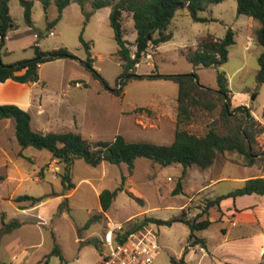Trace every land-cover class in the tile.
Masks as SVG:
<instances>
[{
    "label": "rangeland",
    "instance_id": "rangeland-1",
    "mask_svg": "<svg viewBox=\"0 0 264 264\" xmlns=\"http://www.w3.org/2000/svg\"><path fill=\"white\" fill-rule=\"evenodd\" d=\"M94 1L85 0L84 7L77 1L70 2L51 29L49 22L59 14L55 0H49L47 9L43 0H32V26L25 20L20 0L10 1V14L16 28L8 33L0 51L5 64L35 57L36 44L45 51L66 47L76 58L60 57L41 63L40 79L20 83L19 91H12L13 88L0 83V103L18 101L23 104V101L31 99V106H26V109L32 115L34 129L49 125L59 132H79L90 141H111L123 135L128 140L171 144L175 139L178 118V84L163 78H131L119 83L123 63L117 55L118 44L110 25L112 8L105 6L95 9ZM237 7V0H222L208 5L206 10L200 12L202 16L214 18L208 22L194 21L187 8L179 9L169 27L173 38L160 44L158 50L150 47L148 53L151 57L143 54L135 73L196 72L202 84L217 89L218 71H224L230 82L231 101L241 99L239 92L248 97L253 114L250 122L254 125L252 130L255 133L253 150L258 154L257 162L260 165L264 162V83L257 80V75L264 46L256 40V30L261 24L258 20L239 14ZM124 26L126 38L134 42L137 33L133 18L128 13L124 14ZM229 28L236 31V43L230 47L228 61L220 67L201 66L195 69L183 50L195 46L207 35L222 38ZM81 36L91 44L93 67L99 76H95L82 63L88 53ZM250 41L252 43L248 46ZM132 49L136 50L135 47ZM121 87L120 94L112 91ZM254 95L256 97L252 99ZM141 107L146 110H138ZM39 108L43 109V115L37 114ZM220 110L221 106L212 112L200 107L193 108L187 128L199 135L205 134L210 127L227 133L236 121L224 119ZM4 120L8 121L4 129V137H7L12 131L16 132L15 120ZM15 140L18 142L17 138ZM40 150L50 154L46 149ZM222 155L245 161L237 152ZM21 161L32 169L33 163ZM234 168L230 166L228 172ZM190 169L181 163L163 166L150 158L138 157L133 172H130L127 163L105 161L94 166L85 159H77L72 168L75 190L54 213L46 219H39V224L35 221L22 228L6 229L5 224L15 220L12 218L15 215L11 206H2L5 213H0V261L3 264H43L46 256L58 245L67 262H62L59 255L52 254L48 257V264H100L104 254L109 252L115 235L111 231V223L124 222L126 228L139 224L135 231L157 236L159 253L154 264H172V257L183 256L190 229L183 222L158 224L153 218L170 219L181 214V211L171 210L167 205L188 199V192L173 193L172 190L180 181L183 186L186 185L184 174ZM82 178L89 181L80 182ZM121 186L123 189L118 190L106 217L100 207L99 195L104 189L116 190ZM156 206L159 208L125 220L132 214ZM99 214L102 217L92 220ZM217 215V208H213L210 216ZM219 224V221L215 222L208 231L217 229ZM23 249H27L28 254L20 262L13 260V255L20 256Z\"/></svg>",
    "mask_w": 264,
    "mask_h": 264
},
{
    "label": "trees",
    "instance_id": "trees-1",
    "mask_svg": "<svg viewBox=\"0 0 264 264\" xmlns=\"http://www.w3.org/2000/svg\"><path fill=\"white\" fill-rule=\"evenodd\" d=\"M10 1L0 0V51L5 44L8 33L15 29L16 25L10 14ZM47 9L49 0H43ZM72 1L79 2L83 7L85 0H55L59 14L57 18L49 22V29L54 27L62 17L63 11ZM222 0H95L93 7L99 9L111 6L110 25L114 31V38L118 44L117 55L123 63V71L118 78L119 83H125L128 79L142 78H163L175 81L179 86L177 98L178 118L176 121L175 139L171 144H158L147 140H128L123 135H118L114 140L90 141L76 131L56 132L51 130L34 129L31 124V114L26 109L14 103H0V119H14L16 136L22 148L34 147L46 149L51 152L52 157L60 163V176L64 191L74 188L72 179V168L77 159H85L89 164L97 166L102 162L112 164L127 163L130 172H133L135 160L138 157L150 158L159 164L166 166L174 163H181L185 168L196 166L205 169L214 164L220 154L237 152L242 155L247 165H253L258 160V154L253 150L255 133L253 132V118L251 109L245 105L232 106L231 89L229 80L224 71H218V88L212 89L202 84L196 72L187 74H160L158 72L140 75L135 73V68L140 62L143 54L147 53L150 47L159 46L173 38L169 31L170 24L181 8H187L194 21L208 22L214 20L207 16L200 15L201 11L207 9L208 5L219 3ZM238 13L258 20L260 27L256 30V40L264 46V0H237ZM24 8V17L29 26L33 25L32 0H20ZM132 16L134 27L137 33L134 42L126 38L124 26V14ZM1 36L3 41L1 42ZM83 45L87 49L88 57L82 63L90 69L95 76L98 71L93 67L94 58L91 53V44L83 39ZM236 43V31L229 28L226 35L217 38L212 35L203 37L195 46L183 50L188 60L195 69L201 66L220 67L228 61L230 47ZM132 47H135L133 51ZM36 56L30 59L5 64L0 54V81L4 82L13 79L22 83L37 82L40 79V64L60 57L76 58L75 54L66 47L45 51L39 45H35ZM260 69L257 80L264 83V52L259 57ZM114 93L120 94L122 87L118 90L112 89ZM221 106V116L226 120H235L234 126L230 127L227 133H221L214 127L199 135L187 128L193 116V108L200 107L208 111H214ZM143 111L146 108H138ZM150 112V110H148ZM116 190L104 189L100 193L102 210L106 212L118 194ZM264 194V177L250 178L242 187H239L228 194L218 196L208 202L202 211L194 216L188 217L184 210L180 215L164 220L153 218L158 224L171 225L176 221L186 223L190 228L188 245H205V238L199 237L197 232L208 228L212 221L203 218L210 207L220 204L227 197H237L246 194ZM40 198L30 195H20L17 201L32 200ZM102 217V214L95 215L93 219ZM17 219L5 224L6 229L21 226ZM89 225V223L87 224ZM140 227L139 224L131 228H125L115 234L116 242H124L130 233ZM57 254L62 262L67 260L63 256L61 248L56 245L51 254L46 256L43 264H48V257ZM172 264H184V258L172 257ZM62 263V264H64ZM0 264L3 262L0 261ZM258 264H264L260 262Z\"/></svg>",
    "mask_w": 264,
    "mask_h": 264
},
{
    "label": "crops",
    "instance_id": "crops-1",
    "mask_svg": "<svg viewBox=\"0 0 264 264\" xmlns=\"http://www.w3.org/2000/svg\"><path fill=\"white\" fill-rule=\"evenodd\" d=\"M153 48L158 50L159 46ZM0 83L13 88L12 91H19V84H23L13 79L0 81ZM239 94L241 99L236 101L233 97L232 106L245 105L249 107L247 95L243 92H239ZM11 103L19 104L26 109L31 106V99H28L27 102L23 101V104L18 101H11ZM43 113V109L39 108L37 114L43 115ZM6 123H8L7 120L0 119V137L3 136V139H0V213H5L2 206L8 205L14 210L15 216L12 218L22 223L21 228L35 221L39 224V219H46L47 216L54 213L59 204L65 198L70 197L75 189L64 191L60 176L61 166L59 161L52 157L51 152L45 154L42 150L34 147L22 148L20 143L15 140L17 138L15 131L4 137ZM38 130L56 131L49 125L39 127ZM220 155L208 168L201 169L190 166L191 169L186 170L184 174L186 185L183 186L180 181L178 186L172 190L173 193L188 192V199H180L179 203H171L167 207L181 212L185 210L194 216L200 213L208 202L242 187L248 179L264 177V162L259 165L256 161L253 165H247L241 159L236 160ZM21 159L33 163L32 169L30 166H25ZM230 166L235 167L233 171L231 170L232 172H228ZM58 167L59 170H57ZM83 181H89V179L82 178L80 182ZM20 195H30L40 199L38 201H17L16 198ZM157 208L159 206L141 210L128 216L125 220L136 215L146 214V212ZM213 208H217L219 212L216 217L210 216ZM103 213L106 217L108 216L107 211H103ZM205 217L209 218L212 224L208 228L198 231L197 235L205 238L206 244L190 246L186 251L187 239L181 257L185 260L184 264H258L264 262V194L254 193L227 197L220 204L210 207L203 216V218ZM154 218L167 220V218L161 217ZM217 221L220 222L218 228L208 231ZM137 233L146 234L140 231ZM21 253L20 256L14 254L13 260L20 262L28 254V250L23 249Z\"/></svg>",
    "mask_w": 264,
    "mask_h": 264
},
{
    "label": "built area",
    "instance_id": "built-area-1",
    "mask_svg": "<svg viewBox=\"0 0 264 264\" xmlns=\"http://www.w3.org/2000/svg\"><path fill=\"white\" fill-rule=\"evenodd\" d=\"M53 33V32H52ZM251 41L248 46L251 45ZM151 57L150 53H146ZM59 170V167L57 168ZM191 217V212H187ZM126 228L124 222H112L111 231L116 234ZM159 253V243L157 236L146 233L141 235L137 231L129 234L124 242H116L115 235L111 241L109 252L105 253L100 264H154L156 255Z\"/></svg>",
    "mask_w": 264,
    "mask_h": 264
},
{
    "label": "water",
    "instance_id": "water-1",
    "mask_svg": "<svg viewBox=\"0 0 264 264\" xmlns=\"http://www.w3.org/2000/svg\"><path fill=\"white\" fill-rule=\"evenodd\" d=\"M3 41V37L1 36V42ZM255 95L252 97V99H255Z\"/></svg>",
    "mask_w": 264,
    "mask_h": 264
}]
</instances>
